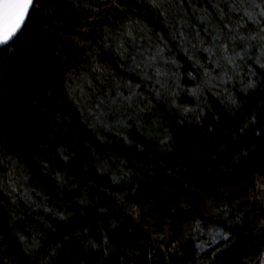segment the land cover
Masks as SVG:
<instances>
[{
    "label": "trees",
    "instance_id": "trees-1",
    "mask_svg": "<svg viewBox=\"0 0 264 264\" xmlns=\"http://www.w3.org/2000/svg\"><path fill=\"white\" fill-rule=\"evenodd\" d=\"M0 264H264V0H35L0 48Z\"/></svg>",
    "mask_w": 264,
    "mask_h": 264
},
{
    "label": "snow or ice",
    "instance_id": "snow-or-ice-1",
    "mask_svg": "<svg viewBox=\"0 0 264 264\" xmlns=\"http://www.w3.org/2000/svg\"><path fill=\"white\" fill-rule=\"evenodd\" d=\"M34 7L35 0H0V46L7 47L16 40Z\"/></svg>",
    "mask_w": 264,
    "mask_h": 264
},
{
    "label": "water",
    "instance_id": "water-1",
    "mask_svg": "<svg viewBox=\"0 0 264 264\" xmlns=\"http://www.w3.org/2000/svg\"><path fill=\"white\" fill-rule=\"evenodd\" d=\"M2 47H4V46H0V48H2Z\"/></svg>",
    "mask_w": 264,
    "mask_h": 264
}]
</instances>
